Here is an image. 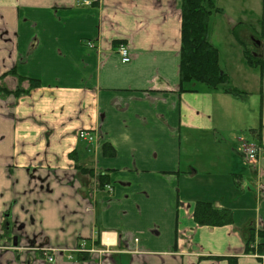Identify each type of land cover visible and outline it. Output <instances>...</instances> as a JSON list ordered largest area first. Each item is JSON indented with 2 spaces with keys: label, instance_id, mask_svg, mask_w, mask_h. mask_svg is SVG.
<instances>
[{
  "label": "crops",
  "instance_id": "0c3cea01",
  "mask_svg": "<svg viewBox=\"0 0 264 264\" xmlns=\"http://www.w3.org/2000/svg\"><path fill=\"white\" fill-rule=\"evenodd\" d=\"M81 1L0 0V264H264L245 252L264 229V53L248 43L264 46V0L229 20L243 69L220 65L239 95L181 91L182 0ZM199 205L233 223L199 225Z\"/></svg>",
  "mask_w": 264,
  "mask_h": 264
},
{
  "label": "trees",
  "instance_id": "16d2710c",
  "mask_svg": "<svg viewBox=\"0 0 264 264\" xmlns=\"http://www.w3.org/2000/svg\"><path fill=\"white\" fill-rule=\"evenodd\" d=\"M216 3V0H182L181 2L180 89L183 92H195L197 86L204 85L212 90L224 89L228 94L239 95V92L232 87L228 75L221 69L219 50L210 39L212 15L224 13ZM246 59L252 67L260 65L261 60L256 59L249 52H246ZM262 64L264 67V62ZM37 87L38 82L31 81L29 89L19 88L10 93L28 94ZM104 148L106 154L112 155L109 146ZM99 178L101 186L110 183L107 175ZM194 220L199 225L221 226L233 223L231 215L216 213L207 205H199ZM245 252L260 256L259 260H262L264 256L263 228L250 230ZM236 263L237 261L232 262V264Z\"/></svg>",
  "mask_w": 264,
  "mask_h": 264
},
{
  "label": "rangeland",
  "instance_id": "374dc122",
  "mask_svg": "<svg viewBox=\"0 0 264 264\" xmlns=\"http://www.w3.org/2000/svg\"><path fill=\"white\" fill-rule=\"evenodd\" d=\"M251 0H222L218 2V5L224 7L226 10L225 15L215 14L210 19L212 30V43L219 49L220 59L223 69L226 72L234 74L235 69H243L241 58V51L245 49L244 45H241L238 40H241V32H238V39L232 35L231 26L229 20L231 18L239 17V11L241 7L248 6ZM243 29H240L242 31ZM242 41V40H241ZM247 42V39L245 40ZM250 41V40H249ZM248 44H246L247 46ZM237 84L247 91L248 96L252 101L257 99V94L253 88V83L245 85L244 81L236 75ZM200 87V85H199Z\"/></svg>",
  "mask_w": 264,
  "mask_h": 264
},
{
  "label": "built area",
  "instance_id": "2783aa9c",
  "mask_svg": "<svg viewBox=\"0 0 264 264\" xmlns=\"http://www.w3.org/2000/svg\"><path fill=\"white\" fill-rule=\"evenodd\" d=\"M83 4L84 5H91V2L84 1ZM88 46L93 47V45L91 43H89ZM118 52H119V54L122 58V62L124 64L129 63L131 61L130 53H129V50L126 46L122 45L121 47H119ZM78 137H79V139H81V140H83L89 144L95 143L96 139H97V137L95 135H93L92 133H90L87 130H81L78 133ZM244 153H245L246 159L248 161L254 162L259 155V150L255 146H245ZM80 251H88V250L86 249V247L83 244ZM45 255L48 257V260L50 262H53L54 259L51 256H49L46 253H45Z\"/></svg>",
  "mask_w": 264,
  "mask_h": 264
},
{
  "label": "flooded vegetation",
  "instance_id": "af4514ba",
  "mask_svg": "<svg viewBox=\"0 0 264 264\" xmlns=\"http://www.w3.org/2000/svg\"><path fill=\"white\" fill-rule=\"evenodd\" d=\"M250 39L251 41H253L251 43L254 44L252 48V51H254L253 54L259 55V52H260V54L262 55L264 53V46L254 36L250 35ZM16 228L21 229V225H16Z\"/></svg>",
  "mask_w": 264,
  "mask_h": 264
}]
</instances>
